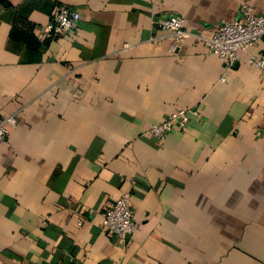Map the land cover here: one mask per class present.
<instances>
[{
  "label": "crops",
  "instance_id": "0c3cea01",
  "mask_svg": "<svg viewBox=\"0 0 264 264\" xmlns=\"http://www.w3.org/2000/svg\"><path fill=\"white\" fill-rule=\"evenodd\" d=\"M243 4L264 16V0H0V121L17 120L0 264H264V37L230 69L198 39ZM59 7L80 20L52 38ZM170 16L194 35L179 52ZM183 109L199 112L185 130L148 133ZM125 192L121 243L101 222Z\"/></svg>",
  "mask_w": 264,
  "mask_h": 264
},
{
  "label": "built area",
  "instance_id": "2783aa9c",
  "mask_svg": "<svg viewBox=\"0 0 264 264\" xmlns=\"http://www.w3.org/2000/svg\"><path fill=\"white\" fill-rule=\"evenodd\" d=\"M79 20L80 17L76 11L59 7L53 20L44 25L41 32L52 38L69 35L76 29ZM157 24L171 38L172 43L169 47L171 52H179L185 42L194 36L185 28L183 20L175 16L163 18ZM263 37L264 16L255 14L251 7L243 4L240 7L238 18L223 21L210 37H198V39L211 55L216 56L227 69H230L239 60L240 53L255 45ZM163 39V37H157L153 39V42L159 44ZM250 63L264 76V57L251 58ZM193 117H199L197 110L183 109L177 111L168 115L161 123L152 124L148 133L163 141L169 133L185 130ZM16 126L17 120L14 116L6 117L0 121V148L4 144L10 129ZM101 225L105 231L114 235L121 243L126 242L135 233L137 224L133 218L129 192L123 193L104 211Z\"/></svg>",
  "mask_w": 264,
  "mask_h": 264
}]
</instances>
